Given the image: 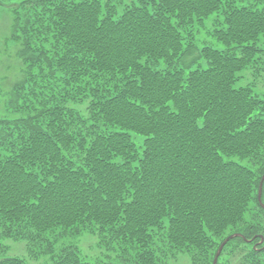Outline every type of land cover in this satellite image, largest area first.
I'll list each match as a JSON object with an SVG mask.
<instances>
[{
	"label": "trees",
	"instance_id": "obj_1",
	"mask_svg": "<svg viewBox=\"0 0 264 264\" xmlns=\"http://www.w3.org/2000/svg\"><path fill=\"white\" fill-rule=\"evenodd\" d=\"M16 8L22 79L13 118L0 117V264H29L5 254L11 239L50 255L42 264H104L73 241L57 249L83 232L116 245L113 264H213L232 234L218 264H264V96L241 83L264 54V0Z\"/></svg>",
	"mask_w": 264,
	"mask_h": 264
},
{
	"label": "rangeland",
	"instance_id": "obj_2",
	"mask_svg": "<svg viewBox=\"0 0 264 264\" xmlns=\"http://www.w3.org/2000/svg\"><path fill=\"white\" fill-rule=\"evenodd\" d=\"M23 1L26 0H0V117L4 119L13 118V113L8 105V96L10 97L15 84L22 79V61L17 55L21 47L11 40V32L12 26L15 24L14 10ZM213 23L208 21L207 26L204 28L205 30L198 35L199 42L203 41V38H208V35L205 36V32L209 31L210 28H215ZM260 44L264 48V38ZM255 60V64L253 63L254 65H250L243 72L244 79L241 83H253L255 92L264 96V54L256 56ZM138 141L143 142L141 139ZM72 241L78 246L77 250L83 259L85 258L89 261H103L104 264H113L118 261L116 258L120 256L119 250L114 249L116 245L109 246L105 242L100 243L98 235L93 232H83L80 234L79 239L76 240L62 237L57 244V249L63 247V245L64 247L71 246L69 242ZM5 244L8 246L5 254L23 255L22 257H25L29 264H42L50 258V255H45L38 260L34 257L32 258L29 253V246L23 240H6ZM159 257L162 261L161 264H193L187 254H179L174 258L169 254H159Z\"/></svg>",
	"mask_w": 264,
	"mask_h": 264
},
{
	"label": "water",
	"instance_id": "obj_3",
	"mask_svg": "<svg viewBox=\"0 0 264 264\" xmlns=\"http://www.w3.org/2000/svg\"><path fill=\"white\" fill-rule=\"evenodd\" d=\"M263 187H264V176L262 177V181H261V184H260V191H259V201L261 203V205L263 206L264 208V203H263ZM240 234H234L230 237H228L220 246L217 254H216V257H215V260H214V264H218V260H219V257L221 256L222 254V251L224 249V247L227 245V243L231 240V239H234L235 237H238ZM262 241H264V237L262 238Z\"/></svg>",
	"mask_w": 264,
	"mask_h": 264
}]
</instances>
